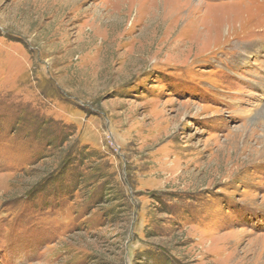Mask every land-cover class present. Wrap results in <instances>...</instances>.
<instances>
[{
  "label": "rangeland",
  "instance_id": "rangeland-1",
  "mask_svg": "<svg viewBox=\"0 0 264 264\" xmlns=\"http://www.w3.org/2000/svg\"><path fill=\"white\" fill-rule=\"evenodd\" d=\"M0 264H264V0H0Z\"/></svg>",
  "mask_w": 264,
  "mask_h": 264
},
{
  "label": "bare ground",
  "instance_id": "bare-ground-1",
  "mask_svg": "<svg viewBox=\"0 0 264 264\" xmlns=\"http://www.w3.org/2000/svg\"><path fill=\"white\" fill-rule=\"evenodd\" d=\"M176 2V0H151V4H157V5H162V7L164 6H168L170 7L171 5H173ZM126 7V6H125ZM173 7V6H172Z\"/></svg>",
  "mask_w": 264,
  "mask_h": 264
}]
</instances>
